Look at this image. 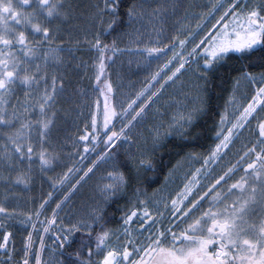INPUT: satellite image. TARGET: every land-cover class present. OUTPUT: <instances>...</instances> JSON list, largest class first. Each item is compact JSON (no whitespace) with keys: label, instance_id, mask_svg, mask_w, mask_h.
Returning a JSON list of instances; mask_svg holds the SVG:
<instances>
[{"label":"snow or ice","instance_id":"obj_1","mask_svg":"<svg viewBox=\"0 0 264 264\" xmlns=\"http://www.w3.org/2000/svg\"><path fill=\"white\" fill-rule=\"evenodd\" d=\"M146 2L132 0L125 5L124 0H99L94 6L93 20L100 31L93 32L86 42L97 54L93 65L94 91L103 100L94 101L95 111L90 113L89 123L78 139L91 144L93 152L100 145L103 147L86 171L76 169L83 174L75 184L85 177L91 178L89 174L96 175L97 161H117L114 150L118 144L122 148L126 143H136L131 139L134 129L146 120L166 86L175 85L189 71L195 77V100L167 122L162 119L153 122L149 130L150 151L163 146L170 136L180 141L191 138L197 119L207 111L209 74L233 56L244 57L257 48L264 49V0H215L208 6L210 11L198 17L202 22L196 24L195 30L191 26L182 27L174 36L164 34L166 6L157 3L156 7L149 4L145 8ZM65 7L62 0H16L15 3L0 0V139L7 141L0 144V165L9 173H17L13 181L16 185L27 186L33 164H38L43 174L52 170L56 161L52 147L54 107L57 97L64 92V83L62 77L49 75L47 69L63 63L61 53L72 51L57 44L63 40L60 26L66 22ZM142 16L156 19L160 29L155 41L137 47L133 54L142 56L147 67L153 60L167 57L169 52L172 55L145 80V86L134 98L120 100L118 88L106 69L109 61L115 63L117 55L129 52L119 47L118 39L133 33L124 31L122 26L127 23L132 28ZM105 32L109 35L117 32L118 37L110 44L105 43L102 39ZM136 43L140 45L144 41ZM260 69L259 72L247 67L237 70L239 75L234 77V88L225 109L218 113L220 130L216 135L223 138L204 163L222 159L221 152L230 151V145L235 147L234 137L239 139L246 131L250 136L237 151L235 164L225 165L221 174L213 177L214 182L203 186L206 191L198 188L193 178L177 198H170V206L164 200H157L155 193L149 197L146 189L132 186L140 180L141 169L152 170L151 159L145 152L129 151L126 160L118 161L112 171L99 178L100 203L86 216L75 222L69 219L67 224L63 220L57 223L59 213L53 210L51 218L41 220L48 203L44 200L38 210L21 220L33 231L21 240L19 251L14 233L5 223L16 219L17 214L0 204V252L6 257L0 259V264H41L40 253L33 252V232L37 225L42 226L45 234L54 231V248L59 256L65 257L59 264H264V63ZM241 81L255 85L243 97V103L236 99ZM18 87L22 89V98H16L12 104ZM226 124L230 127L225 128ZM88 151L85 146L84 152ZM72 172L73 169H68V173ZM68 173L53 181V184L70 185L56 209H61L75 188ZM194 187L198 188L195 192ZM129 188L131 198L126 195ZM236 194L240 199H232ZM121 195L126 204L117 209L122 213L119 226L110 228L104 206ZM257 212L262 217L259 223L251 221ZM78 233L79 247L73 249ZM39 244L43 252L42 236Z\"/></svg>","mask_w":264,"mask_h":264},{"label":"trees","instance_id":"obj_2","mask_svg":"<svg viewBox=\"0 0 264 264\" xmlns=\"http://www.w3.org/2000/svg\"><path fill=\"white\" fill-rule=\"evenodd\" d=\"M149 1L152 0H147V2ZM179 1L166 0L163 2V0H159V3L166 6V11H175L178 9ZM62 2L66 5L65 12L67 15L66 22L60 26L63 40L57 41V44L64 48H72V51L61 53L63 63L55 68L49 67L47 69L49 75L55 74L62 77L64 83V92L57 97L54 107L56 117L54 120L55 128L52 133V147L55 149L56 161L53 169L43 174L39 172L38 164H33L32 178L27 186L14 184L13 181L17 173H9L5 166L0 165V204L8 207L10 212L14 210L17 214L16 218H21L38 210L40 203L44 200L48 201L44 211L46 217L51 218L52 211L59 210L56 209V204L60 203L64 196L68 194L67 190L70 185H61L58 182L53 184V181L57 177H63L68 173V169L71 168L74 171L78 166L79 157L82 155L80 152H84V148L79 145L78 138L83 134L85 125L89 123L90 113H93L92 101H95V98L91 100L90 95L92 92L87 91L84 95H81L80 91H85L86 88L90 90L95 88L94 77L89 75V73L93 69L94 63H96L94 62V57L97 54L86 41L91 39L93 32L100 31V26L95 24L93 20L95 15L94 6L99 3V0H62ZM130 2L132 0H124L125 5ZM135 2L141 3L142 0H135ZM125 20H127V17H125ZM137 22L138 20L134 23ZM104 28L106 29L107 25H104ZM122 28L126 32L130 29L127 23ZM169 31L174 32L172 27ZM117 37V32H112L110 35L105 32L102 39H104L105 43L110 44ZM121 37L119 36L118 39L119 46L126 47ZM115 58H118V56ZM261 63H264V49L257 48L247 56H233L223 66L210 73L211 79L206 89L207 111L197 119L195 126L192 128V137L185 141H180L178 138L170 136L163 146L150 157L153 165L152 170L145 171L142 169L140 180L132 187L146 189L150 197L181 162L189 157L197 156L199 153H205L210 150L222 137L218 138L216 135L217 131L220 130L218 113L223 112L225 109V102L234 88V77L239 75L237 70L247 67L249 70L259 72ZM110 64L111 62L109 61V66L106 69L108 73ZM144 83H141L140 86ZM77 95H80V97ZM98 96L103 100L99 92ZM16 98H22V89L19 87L15 93V98L11 99L10 103L15 104ZM86 102L87 104L85 105ZM229 111H231L230 106ZM34 118L35 116H33ZM224 127L227 128L229 125L226 124ZM5 143L7 141L0 139V144ZM114 151L117 153V161H114L115 165L118 161L127 159L123 147L121 148L119 144ZM70 174L68 173V175ZM73 191L74 189H72L71 193ZM49 193H51V199H49ZM126 195L128 198L132 197L131 188L128 189ZM125 204L126 199L123 195L118 196L114 201H109L108 206L104 210L106 218L111 221L108 227L115 228L119 226L122 213L117 209L118 207L123 208ZM10 220H6V222H10ZM61 220L62 215L59 214L57 223ZM12 231L17 251H19L21 240L26 239V234H22L20 227L17 225H13ZM79 241L80 234L78 233L76 234V242L73 244V249L79 247ZM71 250L69 249V251ZM16 259H19V256H16Z\"/></svg>","mask_w":264,"mask_h":264},{"label":"rangeland","instance_id":"obj_3","mask_svg":"<svg viewBox=\"0 0 264 264\" xmlns=\"http://www.w3.org/2000/svg\"><path fill=\"white\" fill-rule=\"evenodd\" d=\"M164 1L166 0H163V2ZM213 2H215V0H180L178 2V9H176L175 11H166V22L163 24L165 36L177 35L180 29L186 26H191L195 30L196 24L202 22V20L198 19V17L205 16L210 11V8L208 6ZM157 3H159V0H152L146 2L144 4V7L147 8L149 4H151L153 7H156ZM149 11H151V9H149ZM171 27L173 28L174 32L169 31ZM133 29H135V32H138L139 35H136L135 32H133ZM159 29L160 25L157 23L156 19H150L148 16H142V18L139 19L137 23H134L133 27L129 29L128 33L133 34L131 36L121 37V40L124 41L126 47H119L121 49H129V52L117 55L118 58H114L115 63L110 64L109 70L110 78L114 83V87L118 88V98L120 100H125L129 97L134 98L135 94L145 86V83L140 86L141 83L145 82V80L150 77V75L154 73L158 67H162L163 63L171 57L172 54L171 52H169L167 57H161L159 60H153L151 66L147 67L145 66L144 58L142 56L133 54L137 47H144L146 44H148L149 40L155 41L157 39L156 32L159 31ZM181 38L183 37L181 36ZM137 40H143L144 43L137 45ZM177 51H179V49H177ZM95 58L96 56L94 57V62H96ZM89 75L94 77L93 69L90 70ZM194 80L195 77L192 75V72L189 71L184 76H182L181 80L177 81L175 85L171 87L166 86L163 92V96L157 102L152 111L148 112L146 120L137 125V127L134 129L135 135H132L131 139L133 141H136V143H126L123 145V149L126 154L129 151L134 153L140 151L147 153L149 157H151L160 148L159 147L154 151H150L152 141L149 130L151 129L153 122L158 123L161 121V119L164 122H167L177 112H182L186 107H190L192 105L196 97V89L193 86ZM254 87L255 85H249L246 81H241L239 88L236 91L237 101H239V103H243V97L251 93ZM87 91L93 93V96L92 93L90 95L91 100L95 98V100L99 99L102 102V99L98 96V91L86 88L85 91L81 90L80 94L84 95V93ZM77 96L80 97V95ZM92 102V112H94V101ZM239 103L237 104V107H239ZM86 104L87 102L85 103V105ZM230 110H232L231 106ZM249 136L250 133L246 131L244 132V135L239 139H236L234 137L233 144L235 145V147L230 145L229 148L231 150L221 152L220 156L222 157V159H219L217 161L208 164L204 163V159L209 157L211 150L215 147L213 146L207 152L199 153L197 156L189 157L181 162L176 167V169L173 170L164 179L162 184L155 190L154 193L156 199L164 200L170 206V198H177V194L180 193L184 189V186L192 181L193 178L197 180L198 188H202L204 191H206L207 189L203 186L210 185L212 182H214L213 177L217 176L216 170L224 168V166L228 165L229 163L235 164L237 159L236 153L237 151H239L242 144H245L247 142V138ZM137 137H139V139H137ZM79 145L83 148L87 146L89 148V151L86 154L85 152H80L83 156L80 155L78 166L69 176L72 184H75L74 179H77L79 175L83 174L82 172L77 173L76 169H83L84 171H86L87 167L91 166V162L97 160L96 152H99L102 147V145H100L99 147H97L96 152H93L91 144L86 145L84 142H80ZM75 146L77 147V145ZM85 155L87 156L85 157ZM97 162L99 163V167L95 169L96 175L91 176V174H89L91 178L85 177L84 180L80 181L79 184H75L74 190L76 191V193L72 196L66 206H64L62 210L60 209V215H62V220H64L65 224L68 223L69 219L75 222L77 219L86 216L89 211H91L96 206V204L100 203V193L97 188L99 178L102 175H105L107 171H112L116 165L114 161ZM197 169H199V172L196 171ZM232 182L234 183L235 180ZM66 186H69L68 182L66 183ZM198 188L194 187L193 191H197ZM236 197L237 194L235 195V199ZM108 203L104 206V210L106 209ZM165 215H167V213H165ZM40 219L44 220L43 217H40ZM40 236L43 237L46 247L42 254H40L41 264H58L59 255L54 248V231L50 230L49 233L45 234L42 231V226L37 225V230L34 232L33 236L34 248L35 245L36 248L39 246V248H37V251L40 249ZM49 249H52V251H49ZM2 253L3 252H0V254Z\"/></svg>","mask_w":264,"mask_h":264},{"label":"flooded vegetation","instance_id":"obj_4","mask_svg":"<svg viewBox=\"0 0 264 264\" xmlns=\"http://www.w3.org/2000/svg\"><path fill=\"white\" fill-rule=\"evenodd\" d=\"M15 2H16V0H13V3H15ZM246 143H247V142H246ZM240 175L242 176V175H244V174H243V173H240ZM237 178H239V177H237ZM230 182H232V181H230ZM232 183H233V182H232ZM232 198L235 199V195H234ZM236 199H240L239 194H237ZM236 199H235V200H236ZM229 202H231V201H229ZM261 219H262V217L259 215L258 212H257L256 215H254V216L251 217V221H252V222H256V223H259V221H260Z\"/></svg>","mask_w":264,"mask_h":264},{"label":"bare ground","instance_id":"obj_5","mask_svg":"<svg viewBox=\"0 0 264 264\" xmlns=\"http://www.w3.org/2000/svg\"><path fill=\"white\" fill-rule=\"evenodd\" d=\"M225 134H226V133H225ZM218 143H219V142H218ZM224 151H226V150H224ZM224 151H223V152H224Z\"/></svg>","mask_w":264,"mask_h":264}]
</instances>
